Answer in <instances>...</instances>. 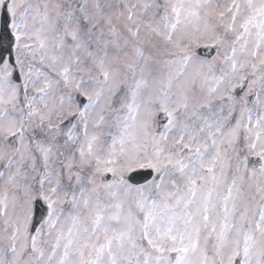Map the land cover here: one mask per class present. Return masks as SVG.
Masks as SVG:
<instances>
[{
	"label": "snow or ice",
	"instance_id": "snow-or-ice-1",
	"mask_svg": "<svg viewBox=\"0 0 264 264\" xmlns=\"http://www.w3.org/2000/svg\"><path fill=\"white\" fill-rule=\"evenodd\" d=\"M0 264H264V0H0Z\"/></svg>",
	"mask_w": 264,
	"mask_h": 264
}]
</instances>
